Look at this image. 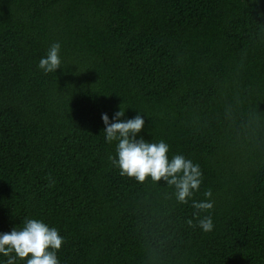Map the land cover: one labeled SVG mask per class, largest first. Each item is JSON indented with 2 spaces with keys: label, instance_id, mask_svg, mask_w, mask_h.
I'll list each match as a JSON object with an SVG mask.
<instances>
[{
  "label": "trees",
  "instance_id": "obj_1",
  "mask_svg": "<svg viewBox=\"0 0 264 264\" xmlns=\"http://www.w3.org/2000/svg\"><path fill=\"white\" fill-rule=\"evenodd\" d=\"M120 107L200 166L188 203L108 159ZM26 219L59 264H264V0H0V233Z\"/></svg>",
  "mask_w": 264,
  "mask_h": 264
},
{
  "label": "clouds",
  "instance_id": "obj_2",
  "mask_svg": "<svg viewBox=\"0 0 264 264\" xmlns=\"http://www.w3.org/2000/svg\"><path fill=\"white\" fill-rule=\"evenodd\" d=\"M60 49L59 42L52 44L47 55L39 60L38 67L45 73L56 72L61 65ZM124 114L125 110L121 107L112 121L106 113L102 114L106 142H117L116 157L109 155L108 159L119 168L121 176L134 178L139 183H144L148 178L154 183L163 180L174 188L178 202L188 203L202 182L200 166L180 154L169 160V145L163 140L151 142L143 137L138 139L137 134L144 127V119L138 114L132 119L121 120ZM204 196L210 198L211 190L205 191ZM192 206L198 210V215L199 212L211 210L213 202L210 199L200 202L193 200ZM187 223L190 227L194 226L192 220ZM198 225L204 232H210L214 227L210 215L200 219ZM63 242L55 227L50 228L40 220L26 219L21 229L14 227L11 232L0 233V254L8 257L6 264H15L17 258H27L26 264H59L56 252Z\"/></svg>",
  "mask_w": 264,
  "mask_h": 264
}]
</instances>
